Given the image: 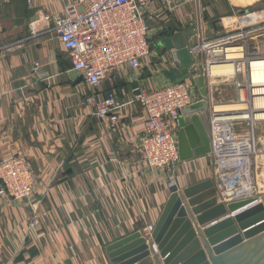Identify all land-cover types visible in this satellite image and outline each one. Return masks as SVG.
I'll return each instance as SVG.
<instances>
[{"label": "crops", "instance_id": "crops-1", "mask_svg": "<svg viewBox=\"0 0 264 264\" xmlns=\"http://www.w3.org/2000/svg\"><path fill=\"white\" fill-rule=\"evenodd\" d=\"M168 2L151 0L147 10L152 55L140 60V69L118 71L112 86H103L113 88L121 103L120 121L109 128L85 103L91 90L71 69L57 36H30L33 19L62 14L68 0H0V158H25L36 177L29 200L0 197V264H109L107 244L159 219L170 185L165 170L141 161L145 117L131 101L132 87L175 82L168 72L177 65L176 51L173 45H159L165 37L185 34L193 25L202 37H219L237 29L238 15L264 10V0H189L179 7L174 6L179 0ZM194 41L187 37L189 45ZM169 49L170 59L163 63L160 58ZM194 60L190 73L195 74L201 59ZM35 62L38 72L32 70ZM214 70L226 76L233 66L216 64ZM207 93L208 101L215 99ZM187 110L180 116L188 117ZM208 113L207 106L190 115L199 116L210 139ZM209 154L179 159L175 184L184 188L212 179ZM33 209L40 216L36 226L28 222ZM192 222L196 231L202 229Z\"/></svg>", "mask_w": 264, "mask_h": 264}, {"label": "built area", "instance_id": "built-area-1", "mask_svg": "<svg viewBox=\"0 0 264 264\" xmlns=\"http://www.w3.org/2000/svg\"><path fill=\"white\" fill-rule=\"evenodd\" d=\"M150 1L68 0L62 14L44 13L29 23L31 37L45 32L57 36L71 60V69L91 90L85 103L92 108V115L107 120L109 128H114L120 121L121 103L113 88L105 90L103 86L105 83L112 86L118 71L140 69V60L152 55L146 18ZM168 1L164 0L167 5ZM186 1L189 0H179L174 6L179 7ZM248 13L245 16L255 14ZM257 13L258 16L249 23L243 20L245 16L238 15L236 30L211 39L202 37L197 25H193L195 41L188 44L191 55L201 59L202 74L210 93L214 94L216 84L215 79L210 80L212 66L232 63L237 75L231 80L236 88V100L231 103L242 104L244 109L239 111L246 117L230 118L232 112L214 110L220 102L208 101L212 179L217 197L224 202L250 196L260 199L264 194L253 170L254 154L258 151L253 127L255 122H264V118L254 119L255 113L264 114V106L255 107L254 100L264 101V73L255 75L252 66V63L264 61V51L248 42L250 33L264 35V10ZM230 49H236L240 56L228 59ZM171 52L172 49L166 51L160 60L163 63L169 61ZM39 69L35 62L32 70L38 72ZM188 75L181 82L164 87L147 88L136 83L131 89V101L139 104L145 117L139 146L141 161L147 168L165 170L169 185L175 184V165L179 162L176 128L180 113L200 98L193 94L196 75L190 72ZM241 125L246 129L237 131L235 127ZM35 183V174L25 158L18 155L0 158V197L29 200ZM28 222L30 226L40 223L36 210L31 211ZM152 228L144 224L141 231L149 235Z\"/></svg>", "mask_w": 264, "mask_h": 264}, {"label": "water", "instance_id": "water-1", "mask_svg": "<svg viewBox=\"0 0 264 264\" xmlns=\"http://www.w3.org/2000/svg\"><path fill=\"white\" fill-rule=\"evenodd\" d=\"M193 29L173 33L159 45L174 52L177 65L168 74L181 82L188 78L194 58L187 37ZM199 88L197 103L186 106L188 117L179 116L177 149L181 161L209 154L210 139L199 116L190 115L208 106L207 89L200 67L195 71ZM170 195L151 234L136 229L105 246L109 264H264V194L218 201L213 179L179 188L170 185ZM229 212L238 211L233 217ZM202 229L193 228V220ZM156 245V247H154Z\"/></svg>", "mask_w": 264, "mask_h": 264}, {"label": "rangeland", "instance_id": "rangeland-1", "mask_svg": "<svg viewBox=\"0 0 264 264\" xmlns=\"http://www.w3.org/2000/svg\"><path fill=\"white\" fill-rule=\"evenodd\" d=\"M247 12H249V13L255 12V14H258L257 13L258 11H253V10L246 11L245 14H247ZM245 14H241L242 17L245 16ZM247 16H245L246 18L244 19V21H246V22L248 21L247 23H249V22H251V19H253V17L251 18V16L250 17H247ZM248 42L250 44H252L253 46L258 47L261 51L262 50L264 51V35L259 36L258 34L250 33L249 38H248ZM200 69H201V72H203L202 67H200ZM216 72L217 71L214 70L212 77L210 75L211 82H213V80L215 79V83H216L214 86V92H215L214 97L221 104H230L232 101L236 100L235 99L236 88H235L234 84L231 82V80L233 78L236 79L237 75L234 72V69L232 70V72L229 73V75H226V76L217 75ZM224 81H227V82H224ZM204 83H205V87H207V80L206 79L204 80ZM207 95H208V93H207ZM206 99H207V97H206ZM207 102H208V99H207ZM235 129H237V131L241 132V131H244L246 129V127H245V125H241V126H236ZM253 131H255V135H256L255 137H256L257 149H258L257 153L254 154V159H253L254 178L257 181L258 186L260 188L264 189V122H262V121L261 122H255V125L253 127ZM256 158H257V160H256ZM255 161H256V163H254Z\"/></svg>", "mask_w": 264, "mask_h": 264}, {"label": "bare ground", "instance_id": "bare-ground-1", "mask_svg": "<svg viewBox=\"0 0 264 264\" xmlns=\"http://www.w3.org/2000/svg\"><path fill=\"white\" fill-rule=\"evenodd\" d=\"M250 16L252 18V17L258 16V15L257 14H249L247 17H250ZM228 52H230V53H228V56H227L228 59L237 58V57L240 56V54L237 53L236 49H230V50H228ZM228 64L229 65L231 64V66H233L232 63H228ZM252 66H253V72H254L255 75H260V74L264 73V61L262 63H252ZM213 68H214V66H212V68H211V76H212ZM233 69H234V66H233ZM261 76H263V75H261ZM254 106L255 107H263L264 106V101H262L260 99H255L254 100ZM243 109H244V107L240 103L219 104V105L216 104L215 107H214V110L226 111L227 113H231L232 112L231 114H229V117L230 118L231 117L238 118V119L246 117V115L240 114L239 110H243ZM261 118H264V114H259V113H255L254 114V119H261ZM256 147H257V144H256Z\"/></svg>", "mask_w": 264, "mask_h": 264}]
</instances>
